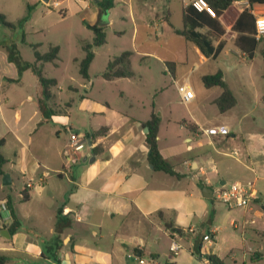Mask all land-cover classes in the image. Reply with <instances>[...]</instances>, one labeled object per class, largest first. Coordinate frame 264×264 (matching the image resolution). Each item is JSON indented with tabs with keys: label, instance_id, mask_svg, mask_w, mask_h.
Instances as JSON below:
<instances>
[{
	"label": "crops",
	"instance_id": "crops-1",
	"mask_svg": "<svg viewBox=\"0 0 264 264\" xmlns=\"http://www.w3.org/2000/svg\"><path fill=\"white\" fill-rule=\"evenodd\" d=\"M99 1L63 2L64 12L79 16L81 32L88 34L81 36V56L73 58L79 72L86 55L83 47L94 38L88 25L102 27L106 33V43L93 49L89 77L80 74L78 86L83 92L77 129L69 112L43 120L39 81L30 69L19 81H9L18 79V69L9 62L5 47L12 40L2 36L0 29V139L5 141L1 152L6 159L0 175V204L5 207L0 211V255L7 257L6 264H138V258L157 263L158 248L165 241L171 249L173 242L193 238L201 254L203 236H211L210 245L215 239L211 227L216 201L213 194L203 196L205 186L214 192L220 185L253 182L259 199L242 209L244 215L264 216L256 212L261 199L264 210V40L250 59L235 46L233 30L244 10L257 19L264 16V5L236 0L220 18L225 34L213 41L215 48L222 45L221 51L206 56L176 32L185 28L183 10L191 0H182L180 27L171 23L170 0L154 4L141 0L142 6L139 0H114L115 5L101 17ZM146 11L148 18L143 16ZM35 12L24 26L32 23ZM139 25L148 29L142 38ZM173 36L184 41L176 54L167 48ZM13 42L22 56L21 45H37L27 44L25 35L24 40ZM57 46L59 58L54 65L62 51ZM125 52L130 53L132 75L105 79L109 62ZM97 60L103 69L93 75ZM218 72L235 98V105L224 112L216 103L223 88L206 87L202 80ZM168 83L178 92L186 114L166 99ZM182 84L195 93L189 104L178 91ZM111 87L118 92L115 105L107 95H96ZM69 89L77 90L73 84ZM150 92H158L160 101ZM152 114L160 118L158 148L178 176L155 170L149 161L146 122ZM214 126H226L230 134L203 133ZM101 128L106 132L94 141L86 137ZM62 131L69 133V142H60ZM72 132L85 136L88 144L83 152L72 151ZM22 193L27 200H22ZM14 219L20 225L11 233ZM252 220L242 224L253 225ZM232 225L240 227L237 222ZM209 254L221 259L213 252L206 257Z\"/></svg>",
	"mask_w": 264,
	"mask_h": 264
},
{
	"label": "rangeland",
	"instance_id": "rangeland-1",
	"mask_svg": "<svg viewBox=\"0 0 264 264\" xmlns=\"http://www.w3.org/2000/svg\"><path fill=\"white\" fill-rule=\"evenodd\" d=\"M161 1L150 0L149 3L154 4ZM138 2L139 6L144 5V1L139 0ZM34 4L33 0H0V7L4 11L2 12L3 15H5L7 21L14 24H17L27 14L28 6L32 7ZM167 5L171 13V23L180 27L182 25V0H170ZM34 10L36 12L32 23L26 26L23 24L14 30L0 25L1 35L9 36L12 41H19L25 35L27 44H37L39 47H37V51L42 54L48 52L52 46L59 45L61 47L60 59L56 63L58 65L41 64L44 76L58 81V84L51 89L52 97L48 105L56 110L59 115L69 112L70 123L74 124L73 129H77L81 126V93L83 90L78 86L81 84L79 65L73 61V58L81 56V36L86 38L88 34L81 32L79 16L71 15V11L61 14L57 9L41 2H37L32 7L31 15ZM48 10L51 11L48 12ZM143 16L148 18L149 12H143ZM139 29V37L142 38L148 29L141 25H139ZM170 40L172 42L168 44L167 48L172 54H176L184 41L176 36L170 37ZM138 43H140V40H138ZM21 49L25 61H35L33 48L29 45H21ZM169 57L172 58L173 55ZM102 69L103 64L97 60L93 68V75H99ZM72 78L75 82L69 81ZM70 84L75 85L77 90H70ZM150 93L160 101L161 96L158 92ZM117 94V89L114 87L96 93L99 97L107 95L113 105L118 101ZM165 96L181 114H186V107L173 85L167 84ZM67 102H71L70 107L66 106ZM60 142H69L68 132L62 131ZM261 202L262 199L257 202L256 209L259 211L256 212H263L264 214V210L261 209ZM213 207L215 208V218L211 229L214 230L215 239L211 245L209 242L204 241L202 253L200 254L196 246V239H183L180 241L183 248L175 256L170 252L169 242L165 241L158 248L160 253L156 259L158 264H206V253L211 252L218 254L224 264H264V216L260 217L255 212L244 215L242 208H230L217 202H214ZM245 219L247 221L253 219L255 223L253 225L248 223L243 228L242 222ZM233 222H237L240 227L235 229L232 225ZM256 230L258 233L255 232Z\"/></svg>",
	"mask_w": 264,
	"mask_h": 264
},
{
	"label": "trees",
	"instance_id": "trees-1",
	"mask_svg": "<svg viewBox=\"0 0 264 264\" xmlns=\"http://www.w3.org/2000/svg\"><path fill=\"white\" fill-rule=\"evenodd\" d=\"M212 10L215 13V16H211L206 12H198L195 8H193L190 4L186 6L183 10V22L185 28L183 30H177L176 32L188 40L194 42L200 51L206 55H214L216 56L222 49V45H218L216 48L213 45L214 40H218L225 34V28L222 25L220 18L223 13L231 6L236 0H206ZM251 4L258 3L264 5V0H250ZM114 0H101L98 3L99 7V17L103 15H107L108 11L114 6ZM32 7L28 6L27 14L21 18L17 24L11 23L7 21L5 15L0 13V25L9 29H16L17 27L25 24L31 17ZM255 24L256 18L254 15L248 11L244 10L236 20L233 30L237 33L235 38V46L242 51L248 58L252 59L257 51L259 41L255 38ZM88 27L93 31L94 38L91 44H87L83 47L86 55L84 59L80 62V74L84 78L89 77V67L94 59V48L101 47L106 43V33L102 27H98L97 25ZM200 28H206V33H201L198 31ZM22 40H24V35L22 36ZM7 55L9 62L13 63L18 69V79L17 80H9V81H19L23 72L26 70H31L38 78L40 85V97L38 99V107L42 113L43 120L48 121L52 115L57 114L55 110L49 107L48 102L52 97L51 89L57 85L55 79H50L44 76L42 63H53L59 58V47L52 46L49 48V51L46 53H40L37 51V45H32L34 48V62L25 61L21 55V52L18 46L12 41L6 46ZM130 53L125 52L121 54L119 57L114 58L107 65L106 71L103 73V77L107 80L119 77H128L132 75V70L130 67L129 61ZM203 83L206 87H214L220 86L223 88L222 95L217 99L216 103L219 109L224 112L235 105V98L232 92L228 89L226 83L223 80V76L221 72H218L214 75H206L203 77ZM160 125V118L156 114H152L151 119L146 122V126H148L149 131L146 134V144L150 150L149 161L154 166L155 170L163 171L170 175H175L172 165L168 163L162 156L159 148H158V129ZM106 132L105 128H101L100 130L86 134V137L90 141H94L97 137L102 136ZM4 139H0V175H3V166L6 163V159L1 152V148L4 146ZM22 200H27V197L24 196ZM11 213L13 214L11 205L8 204ZM14 215V214H13ZM20 223L17 219H14V223L9 228V231L12 233L16 229H18ZM55 261H58L56 257H54ZM207 259L209 264H224L223 260H221L215 254L207 255ZM7 257L0 255V264L7 263Z\"/></svg>",
	"mask_w": 264,
	"mask_h": 264
},
{
	"label": "built area",
	"instance_id": "built-area-1",
	"mask_svg": "<svg viewBox=\"0 0 264 264\" xmlns=\"http://www.w3.org/2000/svg\"><path fill=\"white\" fill-rule=\"evenodd\" d=\"M63 2L64 0H49L48 6L53 9H57L61 14H64ZM190 5L198 12H206L211 16H215L214 11L206 0H191ZM255 30L256 40H264V16L256 19ZM178 91L185 104H189L195 97L193 89L185 84L179 85ZM203 133L207 136H228L230 134V130L226 126H214L212 128L204 129ZM87 144L88 143L84 135L73 132L70 134V147L74 153L83 152ZM236 154L237 152H234V155ZM27 187H31L30 182L27 183ZM213 198L216 202L225 204L230 208H243L245 210L249 209L252 202L259 199L255 191L254 183L251 181L220 185L216 188V190H214ZM4 208L0 204V211ZM251 223H255V221L252 220ZM243 228H245V225H243ZM189 231L192 233L194 230L190 229ZM203 240L211 242V236L204 235ZM182 248L183 246L180 243L173 242L170 250L171 253L176 256ZM137 261L138 264H157L152 258H138Z\"/></svg>",
	"mask_w": 264,
	"mask_h": 264
},
{
	"label": "water",
	"instance_id": "water-1",
	"mask_svg": "<svg viewBox=\"0 0 264 264\" xmlns=\"http://www.w3.org/2000/svg\"><path fill=\"white\" fill-rule=\"evenodd\" d=\"M44 2V4L48 5L49 3V0H42ZM148 128H146V132L148 133ZM87 159V158H86ZM4 178H7V176H5ZM208 192V193H207ZM212 194H213V191L211 188L209 187H204L203 188V196L206 197V198H211L212 197ZM4 233H6V236L9 238V233L7 230H3Z\"/></svg>",
	"mask_w": 264,
	"mask_h": 264
}]
</instances>
